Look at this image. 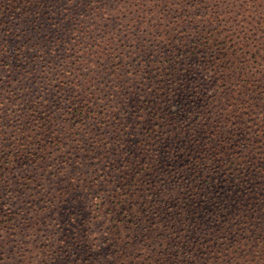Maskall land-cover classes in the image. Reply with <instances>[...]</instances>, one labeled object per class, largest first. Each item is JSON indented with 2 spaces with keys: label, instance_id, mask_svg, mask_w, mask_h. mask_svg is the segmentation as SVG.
Returning a JSON list of instances; mask_svg holds the SVG:
<instances>
[{
  "label": "trees",
  "instance_id": "1",
  "mask_svg": "<svg viewBox=\"0 0 264 264\" xmlns=\"http://www.w3.org/2000/svg\"><path fill=\"white\" fill-rule=\"evenodd\" d=\"M263 63L264 0H0V264H264Z\"/></svg>",
  "mask_w": 264,
  "mask_h": 264
},
{
  "label": "rangeland",
  "instance_id": "2",
  "mask_svg": "<svg viewBox=\"0 0 264 264\" xmlns=\"http://www.w3.org/2000/svg\"><path fill=\"white\" fill-rule=\"evenodd\" d=\"M227 15V24L230 28H233L234 31H239L240 29H243V26H242V22H241V18H239V16H237V14L232 10L230 12H228L227 14H225V16ZM223 23H225L224 20H222ZM229 22V23H228ZM261 69L263 70V73H264V63L262 64L261 66ZM205 76V74H204ZM236 77L230 79L227 81V85H225L224 87H221L219 90H218V94L221 95V92L223 91V89L226 87L227 90H236V85H237V81H235ZM235 79V80H234ZM209 93H216L217 94V90L216 89H211L209 91ZM231 92H228L227 93V96L226 98L231 102V103H234L236 104V102L232 101L231 100ZM227 102V107H231L229 105L230 102ZM237 105V104H236ZM264 106V105H262ZM232 113V108H227V113ZM233 114V113H232ZM215 119L218 120V118L214 117ZM229 117H227V123H229ZM234 121V122H233ZM233 121H230L229 124H227V128L229 127V125H232L234 124V126L236 127H239V128H243L246 126V122H245V119L241 121V119H237V117H234L233 118Z\"/></svg>",
  "mask_w": 264,
  "mask_h": 264
}]
</instances>
